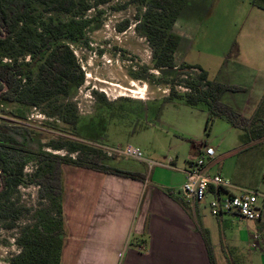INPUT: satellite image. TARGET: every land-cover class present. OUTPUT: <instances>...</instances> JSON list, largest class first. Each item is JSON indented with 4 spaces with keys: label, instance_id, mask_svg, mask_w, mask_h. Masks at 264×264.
<instances>
[{
    "label": "rangeland",
    "instance_id": "rangeland-1",
    "mask_svg": "<svg viewBox=\"0 0 264 264\" xmlns=\"http://www.w3.org/2000/svg\"><path fill=\"white\" fill-rule=\"evenodd\" d=\"M129 1L112 0L87 11L83 18L87 24L77 31V40L64 41L84 72L81 86H73L68 96H58L38 107L0 104V124L24 130L26 144L52 154L58 153L47 146L50 141H88L120 150L136 148L144 159L161 163L172 159L177 168L186 166L199 153L200 144H206L216 150L219 169L230 177L232 183L264 196V138L256 141L246 139L244 131L232 126L226 118L215 120L206 130L205 109H192L180 102L165 101L169 86L158 85L155 81L161 76L170 80L173 75H168V71L163 75L153 69V50L144 33L136 29V15L142 16L144 7ZM203 2V5L199 4L204 8L200 16L184 19L185 33L189 34L184 56L190 62L200 63L208 71L210 80L243 89L227 93L223 103L234 108L250 100L253 105L261 90L254 88L252 81L241 74L244 72L241 66L248 52L254 50L264 54L263 44L250 47L254 42L258 44L260 29L254 14H259V11L250 0ZM49 16L55 22L71 19L66 14L52 13L45 15L40 24ZM125 20L129 21V26L119 32L117 26ZM176 29H180V24ZM259 60L261 63V57ZM18 62L31 63L32 59L21 57ZM36 70L34 67L32 71L34 78ZM149 74L154 80L149 78L146 81ZM176 88L180 93L185 92L182 87ZM253 112H246L243 116L249 117ZM73 116L79 118L77 128L65 122L64 118ZM66 154L69 152L62 150L58 155ZM124 160L122 165L137 166L150 177L154 166L127 157ZM156 168L165 182L176 180V174L160 172L165 169ZM35 169L34 160L26 163L24 173L28 175L27 179ZM11 198L16 207L28 208L29 212L22 214L11 230L4 228L0 221V264H11L12 258L20 253L21 248L15 239L24 227L39 224L48 213L54 217L55 212L48 198H40L35 183L22 184L14 190ZM260 200L263 202L264 198Z\"/></svg>",
    "mask_w": 264,
    "mask_h": 264
},
{
    "label": "trees",
    "instance_id": "trees-1",
    "mask_svg": "<svg viewBox=\"0 0 264 264\" xmlns=\"http://www.w3.org/2000/svg\"><path fill=\"white\" fill-rule=\"evenodd\" d=\"M112 0H0V104L19 103L38 107L58 96H68L73 86L84 83V72L76 56L65 40L76 41L77 31L87 24V11L108 4ZM253 7L264 11V0H250ZM129 3L144 7L142 16L137 14L136 29L142 31L152 48L153 69L168 75L156 79L158 85L169 86L165 101L183 103L191 108L207 111L205 129L215 120L226 118L232 126L244 131L248 140L264 138V98L251 117L238 113L223 103L226 92L243 89L209 79V74L200 66L177 65L175 53L180 37L173 27L188 7L191 0H130ZM52 13L66 14L68 22H55ZM129 21L117 26L125 31ZM21 57L32 62H18ZM5 60H7L5 62ZM37 75L34 78L33 69ZM148 72L149 69L143 67ZM193 71H196L193 72ZM154 77L148 75L146 81ZM136 79H143L137 77ZM182 87L180 93L176 87ZM66 123L76 126L78 119L64 118ZM26 132L16 126L0 124V221L6 229H14L21 215L28 208L16 207L11 195L22 184L35 183L41 199L48 198L55 210L54 217L45 215L36 225L22 229L15 239L21 251L11 264H61L66 230L63 218V172L64 165L145 180V175L120 170L110 166L108 158L98 145L88 141L56 140L47 146L53 150H67L69 154L58 155L36 149L26 144ZM71 154H76L75 158ZM30 160L36 163L33 174L24 173ZM203 237L214 264L211 244L207 232Z\"/></svg>",
    "mask_w": 264,
    "mask_h": 264
},
{
    "label": "crops",
    "instance_id": "crops-1",
    "mask_svg": "<svg viewBox=\"0 0 264 264\" xmlns=\"http://www.w3.org/2000/svg\"><path fill=\"white\" fill-rule=\"evenodd\" d=\"M203 1L191 0L174 24L173 31L180 37L175 53L178 66L203 68L200 63L190 62L184 56L189 41L184 19L200 16L204 8L199 4L203 5ZM257 10L259 14L254 17L258 19L256 23L260 29L258 44L254 42L250 47L264 45V11ZM178 24L179 30L176 29ZM243 59L241 67L244 72L241 74L261 92L253 105L248 100L233 107L241 115L253 110L254 114L264 98V69H259L264 68V54L252 50ZM245 90L248 93V88ZM124 159H112L113 163L110 160L109 165L145 175V180L71 165L62 167L66 236L61 264H211L203 231L209 236L214 264H264V200H260L263 213L258 221L233 217L218 219L210 214L207 201L191 202L176 194L185 182L187 165L177 168L172 159L168 163L144 159L141 163H153L154 166H150L153 168L149 177L137 166L122 165ZM218 161L211 164L209 173L220 172L229 179L219 169ZM155 166L165 169L160 172L176 174V180L165 182ZM256 234H260L258 240H254ZM253 243L257 246L254 247ZM142 244L145 248L140 250Z\"/></svg>",
    "mask_w": 264,
    "mask_h": 264
},
{
    "label": "built area",
    "instance_id": "built-area-1",
    "mask_svg": "<svg viewBox=\"0 0 264 264\" xmlns=\"http://www.w3.org/2000/svg\"><path fill=\"white\" fill-rule=\"evenodd\" d=\"M99 148L110 159L127 157L145 161L142 152L136 148L127 147L124 150L102 146ZM71 156L75 158L76 154H71ZM216 160V150L206 144H201L200 153L187 162L184 171L185 182L176 194L191 202L204 203L207 201L210 214L218 219L233 217L244 221L260 220L263 213L260 198L264 196L252 189L238 188L220 172L210 174L209 168ZM149 165L153 166V163ZM259 238L260 234L254 236V240ZM253 246L257 244L253 243ZM144 248V244L139 246L140 250Z\"/></svg>",
    "mask_w": 264,
    "mask_h": 264
},
{
    "label": "bare ground",
    "instance_id": "bare-ground-1",
    "mask_svg": "<svg viewBox=\"0 0 264 264\" xmlns=\"http://www.w3.org/2000/svg\"><path fill=\"white\" fill-rule=\"evenodd\" d=\"M138 98H142V97H138ZM57 153H58V154H60V153H61V151H57Z\"/></svg>",
    "mask_w": 264,
    "mask_h": 264
}]
</instances>
